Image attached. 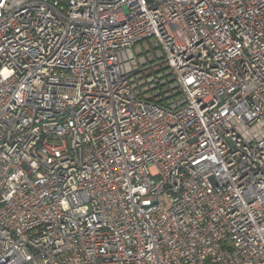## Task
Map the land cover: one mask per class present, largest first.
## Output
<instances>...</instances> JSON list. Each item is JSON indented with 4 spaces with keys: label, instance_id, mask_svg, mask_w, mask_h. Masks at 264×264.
I'll use <instances>...</instances> for the list:
<instances>
[{
    "label": "built area",
    "instance_id": "2783aa9c",
    "mask_svg": "<svg viewBox=\"0 0 264 264\" xmlns=\"http://www.w3.org/2000/svg\"><path fill=\"white\" fill-rule=\"evenodd\" d=\"M0 264H264V0H0Z\"/></svg>",
    "mask_w": 264,
    "mask_h": 264
},
{
    "label": "rangeland",
    "instance_id": "374dc122",
    "mask_svg": "<svg viewBox=\"0 0 264 264\" xmlns=\"http://www.w3.org/2000/svg\"><path fill=\"white\" fill-rule=\"evenodd\" d=\"M147 41L143 40V42L141 43L142 45H145Z\"/></svg>",
    "mask_w": 264,
    "mask_h": 264
}]
</instances>
